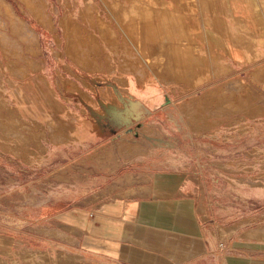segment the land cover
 <instances>
[{"label":"rangeland","instance_id":"374dc122","mask_svg":"<svg viewBox=\"0 0 264 264\" xmlns=\"http://www.w3.org/2000/svg\"><path fill=\"white\" fill-rule=\"evenodd\" d=\"M3 1L11 6L13 14L5 11L0 0L1 224L21 225L24 217L46 204L71 203L99 191L102 194L107 188L118 187L120 180L134 179L126 172L142 176L163 170L197 178L194 195L208 227L210 264H216L223 252L214 251L213 243L222 240L227 245L234 233L264 227V0H259L261 12L249 22V30L242 26L240 15L230 21L237 20L239 35L220 21L231 32V42L248 49V62L230 55L226 64L208 60L210 67L218 68L206 70L207 83L201 87L186 86L181 82L184 77L178 80L180 84H168L174 81L170 78L173 69L154 51H159V36L169 44L170 36L181 34V30L164 31L144 12L137 17L125 14L134 5L140 7L141 0ZM142 8L146 12L147 7ZM36 9L43 14L40 20ZM98 19L112 31L115 41L102 34ZM68 23L76 28L74 36L68 33ZM186 29L182 30V39H188ZM125 32L140 34L137 46L147 48L150 58L146 63L127 41ZM251 44L256 50L252 54ZM182 57V61L188 58ZM80 58H84L83 65ZM168 59L172 58L168 55ZM150 60L153 67L147 66ZM89 64L98 68L91 69ZM135 67L141 77L139 93L127 92V85L121 82L127 81L126 76L136 75L130 71ZM155 70V74L151 72ZM183 74L188 79L187 73ZM87 77H95V86H110L122 107H128L126 114L131 120L127 125L119 121L118 130L101 141L100 148L98 144L84 150L59 145L69 139L75 125L73 115L80 108L77 106L84 104L76 102L77 91L85 95L92 90ZM144 82L148 83L143 86ZM12 100L32 110L53 112L62 107L64 121L24 120ZM132 101H137L135 106ZM191 117L201 129L192 125ZM60 124L67 134L60 133ZM119 165L122 168L111 174Z\"/></svg>","mask_w":264,"mask_h":264},{"label":"crops","instance_id":"0c3cea01","mask_svg":"<svg viewBox=\"0 0 264 264\" xmlns=\"http://www.w3.org/2000/svg\"><path fill=\"white\" fill-rule=\"evenodd\" d=\"M141 1V5L147 7L144 13L149 14L152 22L163 23L173 19L188 27V39L183 42L184 39L172 34V43L185 48L184 52L189 50L192 55L188 61H192L185 67L177 62L175 66L180 67L175 68L179 72L174 73L173 68L170 78L174 81L168 84H180L178 80L184 77L185 81L181 82L186 86L201 87L207 83L206 70L226 64L224 61L229 55L235 60L248 62L245 46L238 48L231 42V32L235 35L241 32L235 24L237 20L233 24L230 21L240 15L242 26L249 30V22H253L254 16L261 12L259 0ZM254 5H258V9L251 8ZM221 20L228 24L231 32L226 30ZM210 21L214 23L210 24ZM192 42L197 44L195 50L191 48ZM170 46L169 49H173ZM249 47L251 54L256 51L254 44ZM157 48L159 51H154V55L161 53L160 47ZM208 60L218 65L210 67ZM227 65L232 68L229 62ZM183 71L187 72L188 79ZM86 79L92 90L85 95H82V90L77 91L76 102L83 101L84 104L78 105L80 108L73 115L76 119L69 139L59 145L89 149L116 132L119 121L127 125L131 120L126 114L128 107H122L121 101L111 94L110 86L99 85L101 83L95 86L94 83L98 82L95 77ZM112 80L119 85L116 79ZM126 80L127 92L141 91L136 75L126 76ZM136 103L133 102L132 106ZM12 104L24 120L46 123L54 118L64 121L62 107L51 112L32 110L14 100ZM59 128L60 133H68L63 125L60 124ZM119 168L121 165L111 174ZM126 173L134 179L130 182L120 180L118 187L107 188L102 194L99 191L71 203L46 204L28 218L24 217L21 225L0 223V264H210L205 227L194 195L198 187L197 178L184 172L163 170L145 172L142 176L135 172ZM126 173L116 176L113 182ZM253 230L232 234L216 264H264V238L246 236Z\"/></svg>","mask_w":264,"mask_h":264},{"label":"bare ground","instance_id":"6f19581e","mask_svg":"<svg viewBox=\"0 0 264 264\" xmlns=\"http://www.w3.org/2000/svg\"><path fill=\"white\" fill-rule=\"evenodd\" d=\"M23 1H25V0H23ZM2 2V5L4 6V8H5V11L7 12V13H9V14H13V12H12V9H11V7L7 4V3H5V2H3V1H1ZM28 2H30L29 0H28ZM28 2H26L25 1V3H28ZM130 3V2H129ZM132 3V2H131ZM137 3V2H136ZM155 3H156V0H155ZM29 4V3H28ZM30 4H31V2H30ZM138 4V3H137ZM143 4H144V2H143ZM156 6H158V5H156ZM114 7V6H113ZM117 7V6H116ZM143 6L142 5H140V7L137 5V6H135L134 5V7H130L129 9H128V11H126L125 12V14L126 15H135L136 17H137V13L139 14V13H141V12H144V10H143V8H142ZM165 7V6H164ZM167 10V9H166ZM86 11L88 12V15H90V12H89V9H86ZM34 12H35V14H36V16H38V17H36V18H39V20L41 19V17H42V12L40 11V10H38V9H36V10H34ZM164 12V11H163ZM164 14V13H163ZM168 14H170V13H168ZM133 15V16H134ZM143 15H145L146 16V14L144 13ZM11 16V15H10ZM144 16V17H145ZM171 16V15H170ZM173 16V15H172ZM172 16L170 17V18H172ZM157 18V17H156ZM168 18H169V16H168ZM169 18V19H170ZM175 19V18H174ZM125 20V19H124ZM166 20V19H165ZM122 20L120 19V22H121ZM126 21V20H125ZM163 21V20H162ZM63 22V21H62ZM97 22H98V26H100V28L102 29V31H103V33L102 34H105L106 33V35H107V37H108V39H112V40H114L115 41V39H114V34L112 33V31L104 24V22L101 20V19H98L97 20ZM159 22V21H158ZM179 21H174L173 19H171V20H167V22L165 21V22H159V24L157 25L158 27H160L162 30H166V31H173V30H181V34H182V30H183V32H185L184 30L186 29V28H188L187 26H183L181 23L179 24L178 23ZM50 23V22H49ZM121 23H123V22H121ZM121 23H120V25H121ZM125 23V22H124ZM124 23L122 24V26L124 25ZM144 23H146L145 21H144ZM174 25H173V24ZM119 24V23H118ZM50 25V24H49ZM66 26H68L67 28H68V33L70 34L71 33V35L74 33V32H76V28L73 26V25H71V24H69L68 23V25H66ZM121 26V27H122ZM131 26V25H130ZM124 27V26H123ZM123 27H122V30H123ZM132 27V26H131ZM135 27V26H134ZM148 27V26H147ZM157 27V28H158ZM152 28V27H151ZM124 29H128V27H126V28H124ZM149 29V28H148ZM153 30H155L154 28H152ZM100 30V29H99ZM129 30V29H128ZM132 30H135L133 27H132ZM147 30V29H146ZM101 31V32H102ZM124 31V30H123ZM126 31V30H125ZM156 31V30H155ZM186 31H187V29H186ZM78 32V31H77ZM140 32V31H139ZM162 32V31H161ZM126 33V37L128 38V42H131V44H133L135 47H136V51L138 52V55H139V57H140V59H141V61L143 62V63H146L148 60H149V58L150 57H148L147 55L148 54H146V52H145V49H147V48H145V47H139V46H137V43H138V41L140 40L139 38L141 37L140 36V34H137V35H132V34H128L127 32H125ZM148 34V33H147ZM178 34H180V33H178ZM178 34H176L177 35V37H180V38H182L183 36H181V34L180 35H178ZM145 35V34H144ZM183 35H185V34H183ZM189 35V34H188ZM72 36H74V35H72ZM76 36V35H75ZM173 36L174 35H171L170 36V41H169V44L171 45L170 46V48H173V49H169V44L166 42V41H162V39L161 38H163L162 36H159L158 37V42H157V45L160 47V50H161V53H159L158 55L160 56V57H162V58H164L165 60H164V62L163 63H165L166 65L169 63L170 64V66L169 67H171V68H169L168 66H167V68H169V69H176L175 67H185L186 65H190V64H188V62L190 61H188V58H189V56L188 55H190L189 54V50H188V52H187V54H184L185 52H184V50H183V48L182 47H179V46H177V45H174L173 43H172V39H174L173 38ZM187 36V35H186ZM77 37V36H76ZM146 37V36H145ZM157 37V36H156ZM185 37V36H184ZM183 37V38H184ZM71 38V37H70ZM75 38V37H74ZM78 38V37H77ZM132 38H137V40H135V39H132ZM142 38V37H141ZM79 39V38H78ZM90 39H91V37H90ZM147 39V38H146ZM187 39V38H186ZM186 39H184L183 40V42L184 41H186ZM70 40H72V39H70ZM92 40V39H91ZM149 40V39H148ZM145 41V40H144ZM178 41V40H177ZM180 41H181V39H180ZM72 42V41H71ZM75 42V41H74ZM141 42V41H140ZM188 42V41H187ZM187 42H185L186 43V45H188L189 43H187ZM115 43V42H114ZM147 43H148V41H147ZM172 43V44H171ZM86 44V43H85ZM143 44V43H142ZM176 44V43H175ZM191 44H193V46H191V48L192 49H196V43H191ZM190 44V45H191ZM89 45V44H88ZM113 45V47L115 48L116 46H114V44H112ZM149 45L150 44H148V47H149ZM189 45V46H190ZM143 46V45H142ZM185 46V45H184ZM186 47V46H185ZM190 48V49H191ZM248 48V47H247ZM116 49V48H115ZM248 50V49H247ZM187 51V50H186ZM118 52V51H117ZM136 52V53H137ZM177 52V54H176V56L174 55L175 53ZM193 52V51H192ZM174 53V54H173ZM171 54H173L172 56H171ZM168 55L172 58V59H168ZM192 55V54H191ZM218 55V54H217ZM182 56H186V57H188V58H186L187 59V61L186 62H184V61H182L181 60V58H183L184 59V57H182ZM219 56V55H218ZM217 56V57H218ZM194 57V56H193ZM81 59V58H80ZM82 59H84V58H82ZM79 60V59H77V60H79V62H81L82 63V65H83V60ZM191 59V58H190ZM218 59V58H217ZM86 61H87V59H86ZM140 61V62H141ZM191 61H192V59H191ZM190 61V62H191ZM194 61H195V57H194ZM78 62V63H79ZM177 62H178V64L180 65V66H175V65H177ZM181 62H183V64L181 63ZM80 63V64H81ZM85 63V62H84ZM93 63V62H92ZM150 63H152L151 62V60H150V62H149V65H147L148 67L149 66H151L152 64H150ZM174 63V64H173ZM140 64V63H139ZM90 65V64H89ZM141 65H143V64H141ZM93 67V68H91V67ZM90 66H88L87 65V67H90L91 69H95V68H98L97 67V65L96 64H91ZM154 66V65H153ZM153 66H151V67H153ZM84 67V66H83ZM142 67V66H141ZM144 67V66H143ZM160 67V66H159ZM188 68L190 67V66H187ZM146 68V67H145ZM137 69H139L138 67H135L134 69H131L130 71H133L134 72V74H136V78L139 80V79H141V77L139 76V75H137L138 74V71H137ZM151 69V68H150ZM161 69V68H160ZM178 69V68H177ZM185 69V68H184ZM191 69V68H190ZM151 70H153V69H151ZM191 71V70H190ZM190 71H188V72H190ZM151 72H153V71H151ZM155 72H156V70L153 72L154 74H155ZM177 72V71H176ZM161 73V72H160ZM185 73V72H184ZM187 73V72H186ZM140 81H142V80H140ZM121 82H123L124 84H128V82L127 81H121ZM193 117H195V116H193ZM193 117H191V118H193ZM191 118H190V120H191ZM192 120H194V118L192 119ZM190 121V122H192L193 124L192 125H194V126H198V129H201V128H199V126H201L198 122H196V120H194V121ZM191 125V126H192ZM203 125H204V123H203ZM203 125H202V127H203ZM194 129H196V128H194ZM121 145V144H120ZM123 145H124V143H123ZM128 145V144H127ZM126 146V145H125ZM124 146V147H125ZM131 145H129V147H130ZM121 148V147H120ZM125 149H127V148H125ZM131 149V148H130ZM123 150V149H122ZM247 237H250V238H264V227H261V228H256V229H254L252 232H249V233H247Z\"/></svg>","mask_w":264,"mask_h":264},{"label":"built area","instance_id":"2783aa9c","mask_svg":"<svg viewBox=\"0 0 264 264\" xmlns=\"http://www.w3.org/2000/svg\"><path fill=\"white\" fill-rule=\"evenodd\" d=\"M203 218H204V216L201 215L202 223L204 224V227H205L204 228L205 229V240H206L207 245H209V243H208L209 242V238H208L209 236H206V232L208 231V227L205 226L206 219H203ZM215 243H213L214 244V251L221 252V251L226 250L227 246L225 245L224 241L220 240V241H216Z\"/></svg>","mask_w":264,"mask_h":264}]
</instances>
